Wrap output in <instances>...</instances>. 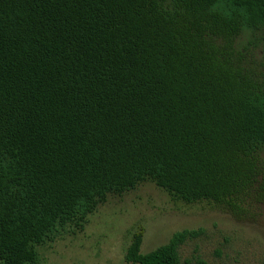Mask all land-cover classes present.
Masks as SVG:
<instances>
[{
  "label": "trees",
  "instance_id": "16d2710c",
  "mask_svg": "<svg viewBox=\"0 0 264 264\" xmlns=\"http://www.w3.org/2000/svg\"><path fill=\"white\" fill-rule=\"evenodd\" d=\"M244 32L264 47V0H0V264H41L142 182L264 206V61L235 50ZM204 232L141 252L139 228L124 261L183 264Z\"/></svg>",
  "mask_w": 264,
  "mask_h": 264
},
{
  "label": "rangeland",
  "instance_id": "374dc122",
  "mask_svg": "<svg viewBox=\"0 0 264 264\" xmlns=\"http://www.w3.org/2000/svg\"><path fill=\"white\" fill-rule=\"evenodd\" d=\"M251 39V32L240 34L234 48L257 68L264 61V47H251ZM197 227L205 232L181 247L183 264H200L192 257L195 247L203 264L264 263V206L236 217L207 202L173 200L151 182L109 195L89 215L83 231L38 248V255L41 264H133L123 258L133 231L143 229L140 250L146 252L176 230Z\"/></svg>",
  "mask_w": 264,
  "mask_h": 264
},
{
  "label": "flooded vegetation",
  "instance_id": "af4514ba",
  "mask_svg": "<svg viewBox=\"0 0 264 264\" xmlns=\"http://www.w3.org/2000/svg\"><path fill=\"white\" fill-rule=\"evenodd\" d=\"M263 36H264V32L262 33V42L264 44ZM261 46L263 47V45H260L259 47H261Z\"/></svg>",
  "mask_w": 264,
  "mask_h": 264
},
{
  "label": "water",
  "instance_id": "95a60500",
  "mask_svg": "<svg viewBox=\"0 0 264 264\" xmlns=\"http://www.w3.org/2000/svg\"><path fill=\"white\" fill-rule=\"evenodd\" d=\"M263 40H264V36H263Z\"/></svg>",
  "mask_w": 264,
  "mask_h": 264
}]
</instances>
